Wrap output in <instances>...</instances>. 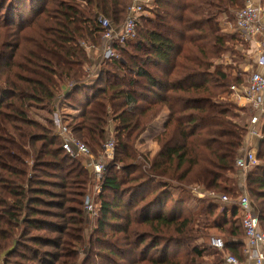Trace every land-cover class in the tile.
I'll list each match as a JSON object with an SVG mask.
<instances>
[{"label": "trees", "instance_id": "trees-1", "mask_svg": "<svg viewBox=\"0 0 264 264\" xmlns=\"http://www.w3.org/2000/svg\"><path fill=\"white\" fill-rule=\"evenodd\" d=\"M241 2L152 0L153 17H140L134 43L116 44L124 60L101 62L91 80L83 43L98 46L97 17L121 24L129 0H0V264H203L213 228L226 233L227 251L242 257L236 208L228 219L229 209L218 212L208 195L184 207L188 186L239 194L235 160L247 123L221 98L244 79L213 60L229 50L219 16ZM60 99L80 108L68 127L94 154L113 129L114 161L122 165L116 170L111 161L102 174L89 238L83 201L91 176L83 158L67 154L53 134ZM164 107L158 149L137 164L134 143ZM39 110L47 115L43 125ZM256 155L264 161V137ZM245 186L264 232V163Z\"/></svg>", "mask_w": 264, "mask_h": 264}, {"label": "built area", "instance_id": "built-area-1", "mask_svg": "<svg viewBox=\"0 0 264 264\" xmlns=\"http://www.w3.org/2000/svg\"><path fill=\"white\" fill-rule=\"evenodd\" d=\"M151 5L152 0H129L126 15L119 25L103 16L97 17V23L102 28V55L100 62L94 65V70L92 68L88 70V78L92 80L95 77L101 62L120 58L116 44L123 47L129 42H134L137 23ZM226 25L230 29L240 31L244 41L249 42V45L258 50L256 66L262 67L263 71H255L248 76L245 82L231 85L229 88L228 100L238 106H248L253 111L247 122L243 146L235 160L239 194L236 198H230L226 194H215L213 191L207 193L221 206L237 209V217H241L244 232L242 257L239 258L227 251L226 244L221 237L210 236L207 239V245L220 256L218 262L211 264H264V232L260 229L257 214L245 186L248 173L256 168L259 163L256 153L249 146V140L252 137L261 136L260 126L264 120V6L259 1L246 0L244 6L236 12L234 22ZM83 44L88 49H93L92 44ZM60 104L62 103H56L51 114V121L55 133L60 139L61 148L70 156H82L84 158L83 166L93 178V191H95L102 185V174L106 170L104 157H109L113 153L114 142L107 140L102 146L103 152L96 156L85 143L74 136L61 113ZM197 189L198 187L194 188V190ZM93 205L92 196L86 194L84 209L93 214L95 212Z\"/></svg>", "mask_w": 264, "mask_h": 264}, {"label": "rangeland", "instance_id": "rangeland-1", "mask_svg": "<svg viewBox=\"0 0 264 264\" xmlns=\"http://www.w3.org/2000/svg\"><path fill=\"white\" fill-rule=\"evenodd\" d=\"M245 2H246V0H242L241 4L238 7H231L228 10L221 13V15L219 16V27L221 29L219 31V33L222 34L223 36H225V38L228 40V43H226L225 46L228 47L229 50L226 52H223L219 58L213 60L214 66L222 67L223 69L228 67L227 71L229 73H231L233 76H235V75L237 76V75L241 74V77L244 79V82L246 81V79L248 78V76L251 73H253L255 71H259V68L256 66V58L258 56V50H256L251 45H249V42L241 41L240 38L242 36L240 37L237 34V30L230 29L226 24L227 23L232 24L234 22L236 12L243 7ZM259 2L262 6H264V0H259ZM144 16H152L153 17V14L148 9L145 11ZM231 36H235L236 39L235 40L231 39ZM133 43L134 42H129V44H133ZM119 54H120V58L118 60H120V61L124 60V55L121 54L120 52H119ZM102 65H103V63H100L99 68ZM228 99H229L228 95H224L221 98V100H223V101H227ZM60 102L63 103V104H60L61 113L64 116V119L66 120L67 124H69L71 119H73L78 114V112L80 111V108L77 105L76 106L73 105L72 102H70V101H69V103H67V102L65 103L64 101H62L60 99ZM235 106H237L239 109L242 110V112L240 113V117H241V119H243V122L246 124L248 122V119L250 118V116H252L253 111L250 110L248 106H238L237 104H235ZM164 109H166V108L164 107L162 109V111ZM162 111H161V113H162ZM34 115L37 117L39 122L43 125L44 119H42V118H44V116H47L46 113L44 111L39 110V111H35ZM158 121H160V119H158ZM157 123L158 122L155 121V124H157ZM152 130H153V128L151 125L150 130L147 131V129H146L144 131L146 133H144V132L141 133V135H139L138 139H136V141L134 143V148L136 150V162H137V164H142V166L145 165L146 161H147V163L150 162L151 157L157 151L158 145H157L156 141L154 140L155 134L152 133L153 132ZM53 132H54L53 134H56L54 128H53ZM155 132H159V130H157ZM260 134H261L260 137L263 138L264 136H262L261 132H260ZM108 135H109V138L107 140H112L114 142V150H113V153L110 154L109 157H104V160L106 163V168H107L108 164L111 161H113L111 166H115L116 170H117V169H120L122 165H120L116 161H114L115 137H114L113 129L111 127L109 128ZM260 140H258V139H254V140L251 139L250 140V143H252V145H253V146L250 145V147L255 151V153H257V148H258V144H259ZM101 152H103V151H101ZM95 155L97 156L98 154H95ZM257 156L258 155H256V158H257ZM78 158L81 161L83 157L78 156ZM83 160H84V158H83ZM259 162L264 163V161H261V160H259ZM83 163H84V161H83ZM89 183H90V185H89V188L87 189L85 195L90 194L92 196L93 203H94L93 207L95 208V212L93 214H90L84 209L85 213H86L85 214L86 215L85 234H86L87 238H89L92 235V233L95 229V218L97 216V211H98V206H99L98 194L101 192V189H102V187L100 186V188L93 191L94 182H93L92 177H90ZM128 186L129 185L125 183V185H123L122 188H125ZM176 186H177L176 184L175 185L171 184V186H168V188H172L173 190L170 189V191L174 192L176 194L177 192H179V189ZM187 188L189 189V192H188L187 196L185 197L186 203L184 205V207H187V208H194L195 205L197 204V202L199 200H203L204 198H206L204 196L208 195L207 193L209 192L207 190H204L203 187H199L197 190H194L195 187H193V186L192 187L188 186ZM213 192H215V194H221V193H218L216 191H213ZM102 195L105 197H108L109 199H111L113 196L112 193H110L109 191H105L104 193H102ZM84 199H85V196H84ZM169 204H170V201H168V205ZM252 204H253V206H255V203L252 202ZM223 210H224V207L223 206L221 207V205H220L218 212H221V211L223 212ZM227 217L229 219V217H230L229 214H227ZM214 220H215V218H214ZM222 220L223 219L222 218L219 219V217H218V219H216L217 222H221ZM238 220H239V218H238ZM213 224L215 225V223H213V221H212V225ZM227 227H228V225H226L225 228H227ZM209 234H210L209 236L221 237L225 243L227 242L226 233H223V232H221L215 228L211 229ZM207 239H206V242H207ZM202 242H203V240H198L196 243L200 244V245L201 244L204 245L205 243H202ZM27 244H29L31 246L30 243H27ZM88 250H89L88 245H85L81 249L80 255H79V260H82V258L84 259V256L86 255ZM22 251L27 255L30 254V251H28V249L22 248ZM219 258H220V256H219V254H217V252L215 250L214 251L209 250V253L203 258L202 261H203V264H211L213 262H218ZM11 259H12V261H15V260L19 261V258H17V257H12ZM23 262H25V260H23ZM27 263L28 264H34L33 262H30V261Z\"/></svg>", "mask_w": 264, "mask_h": 264}, {"label": "crops", "instance_id": "crops-1", "mask_svg": "<svg viewBox=\"0 0 264 264\" xmlns=\"http://www.w3.org/2000/svg\"><path fill=\"white\" fill-rule=\"evenodd\" d=\"M254 1H259V0H254ZM101 44H102V40H101V42H100V44L98 45V46H93V49H89V53H90V55H91V57H92V63L90 64V66H89V68L88 69H91L92 68V70H94V65L97 63V62H100V60H101V55H102V48H101ZM258 67V66H257ZM259 68V71H263V68L262 67H258ZM99 70V69H98ZM98 75V72H96V74H95V77ZM167 114H168V111H167V109H164L163 111H162V113L158 116V117H156L155 118V120H153L152 121V123H150L147 127L148 128H146L147 129V131L148 130H150V127H151V125H152V128H153V132L152 133H154L155 135L154 136H156L158 133H160L162 130H163V125H164V121H165V119H166V116H167ZM158 119H160V121H158ZM155 121L156 122H158L157 124H155ZM154 125V126H153ZM159 125V126H158ZM156 126V127H155ZM157 130H159V132H155V131H157ZM151 132V131H150ZM144 133H146V132H144ZM251 139H258V140H260L261 138L260 137H252ZM250 139V140H251ZM250 140H249V146L250 145H252V143H250ZM253 146V145H252ZM157 149H158V147H157ZM255 152V151H254ZM261 163L259 162L258 163V165H260ZM224 208H225V206H224ZM227 208V207H226ZM230 210H231V208L228 210V214L230 215ZM243 242V241H242ZM243 244V243H242Z\"/></svg>", "mask_w": 264, "mask_h": 264}]
</instances>
